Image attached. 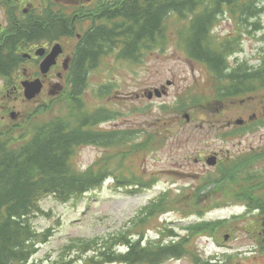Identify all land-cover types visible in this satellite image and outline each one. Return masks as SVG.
I'll list each match as a JSON object with an SVG mask.
<instances>
[{"label":"rangeland","instance_id":"rangeland-1","mask_svg":"<svg viewBox=\"0 0 264 264\" xmlns=\"http://www.w3.org/2000/svg\"><path fill=\"white\" fill-rule=\"evenodd\" d=\"M32 1L36 3V0ZM40 1H52L53 4L88 2ZM87 8L92 9L93 4L87 3ZM260 24V32L242 37V51L235 57L238 61L247 60L252 65L260 64V55L264 49V40L261 39L264 36V13L260 17ZM175 27L172 23L166 50L148 53L143 63L133 64L118 61L112 56L105 57L91 72L89 87L84 92L90 111L102 106L117 114L115 119L97 125V129L133 131V128H144L154 136L149 142L141 139L140 151L136 150L133 143V149L123 159V167L131 169L143 186L134 188L138 190L135 194H128L115 184L106 182L95 190L66 202L58 201L52 194L39 198L40 211L33 216L32 221L37 230L49 228L52 235L40 245L27 264H49L66 255L81 254L83 242L127 232L144 216L145 210L141 208L147 201L165 193L167 188L173 192L181 189L184 198L176 209H160L168 212L153 216L143 228L137 229L145 231L147 237L154 238L158 227H172L181 235L188 234L189 229L193 230L190 226L203 219L192 211L196 206L210 210V214L204 217L205 220L225 222L221 226L215 225L214 228L221 229L215 230L210 237L200 234L199 238L186 239L182 256L168 259L163 264H194L191 254L195 251L200 252V261L207 256L222 259L230 256L233 264H264L262 261L251 260L263 252L254 254L249 251L251 245L255 244V236H260V228L252 233L246 232L243 224H249L252 219L238 218L237 214L244 209L231 206L235 201L226 198L231 189L229 184L232 174H225L219 181L220 186H215L213 181L221 176V171L205 162L212 155H217L218 160L224 159L225 164L235 162L248 152H254L247 151L250 146L254 147L264 141L262 136L255 138L253 143H250L253 139L222 136L235 128V118L248 120L252 115L255 116L253 119L264 117V90L258 92L253 100H216L215 83L205 65L190 60L176 48ZM236 30V22L227 16H222L213 29L217 38L232 35ZM70 49L71 46L67 50ZM235 58L231 59L232 63L236 61ZM60 83L63 84L58 80V84ZM105 83L113 85L110 94L105 97L95 96L96 88ZM155 88L164 90L165 94L148 99L147 94L149 91L153 94ZM48 89L50 88L45 85L40 99L43 104L40 106H50L52 115H61L65 112V94H60V99L56 100H59L58 103H49L50 97L46 93ZM173 101L192 103L193 106L190 105L185 110H163L158 107ZM23 108L28 110L30 106L26 104ZM184 114H188L189 119L186 120ZM45 118L42 115L39 120L43 121ZM32 125L33 121L30 122V126ZM118 149L82 146L77 150L73 162L81 169ZM201 189L203 193H209L204 197L193 194L194 190ZM171 202L178 203L175 199ZM224 234H229L226 241L223 240ZM257 245L259 247V243Z\"/></svg>","mask_w":264,"mask_h":264},{"label":"trees","instance_id":"trees-1","mask_svg":"<svg viewBox=\"0 0 264 264\" xmlns=\"http://www.w3.org/2000/svg\"><path fill=\"white\" fill-rule=\"evenodd\" d=\"M263 1L123 0L109 11L108 25H96L89 30L74 60V93H68L72 105L65 113L37 126L27 142L15 146L0 140V264H27L38 245L48 241L50 230L38 231L32 221L40 211L39 198L52 194L59 200H70L102 183L108 169V166H101L102 159L86 170L74 166L79 146L94 143L122 147L130 138L128 131L93 130L94 123L109 120L113 115L101 113V110L89 114L83 109L81 93L88 81V70L115 48L120 50L117 58L133 64L142 63L147 52L165 49L169 29L174 23L178 49L205 64L217 83L224 82L218 88L220 96L241 95L246 91L244 75L248 73V64L238 62L232 66L229 59L240 50L241 35L259 29ZM222 15L233 19L237 30L232 35L217 38L213 29ZM179 22L184 25L179 26ZM70 31L67 22L58 19L27 24L19 31V36L10 37L6 54L5 49H0V67L12 61L15 42H19L20 36L30 39L49 33L54 36L70 34ZM251 78V83L256 80L252 75ZM123 179L128 184L118 178L119 185L133 187L130 183L133 179L129 176ZM153 211L151 209L149 215ZM151 217L145 214L141 224ZM137 229L132 227L123 234L88 240L81 244V254L66 255L49 264H160L183 254L185 238L168 244L159 240L143 243L141 239H134L135 233L143 234ZM117 245H123L125 252H118ZM79 256L82 259L76 262L74 258Z\"/></svg>","mask_w":264,"mask_h":264},{"label":"flooded vegetation","instance_id":"flooded-vegetation-1","mask_svg":"<svg viewBox=\"0 0 264 264\" xmlns=\"http://www.w3.org/2000/svg\"><path fill=\"white\" fill-rule=\"evenodd\" d=\"M17 13L20 12H16V14ZM13 28L14 27L9 23H1L0 49L8 50L9 35ZM15 43H16L15 54L16 53L20 54L22 60L20 61L19 57H17L12 59L9 65L3 64L0 67V111L5 110L6 106L8 105L24 104L25 100L23 98L24 94H23V87L21 85L22 81L33 80L38 77L37 68H34L32 65H26L24 62L25 59L24 46H20L17 41ZM28 59L30 61L31 58ZM67 62H68V55L66 57V60L64 61V65H66ZM29 63L31 64V62ZM50 85H51L50 93L51 94L55 93L56 85L55 84L53 85V83H50ZM36 100L37 99H33L32 101H36Z\"/></svg>","mask_w":264,"mask_h":264},{"label":"water","instance_id":"water-1","mask_svg":"<svg viewBox=\"0 0 264 264\" xmlns=\"http://www.w3.org/2000/svg\"><path fill=\"white\" fill-rule=\"evenodd\" d=\"M59 52V49L54 47L52 53L43 61V71H46L48 69V67L53 63L54 61V57L56 56V54ZM36 85H30V83L28 84V88H27V93L26 96L27 97H32L35 93H37L40 89V82L36 81L35 82ZM157 95H160L157 91H156ZM210 163H212V160H209ZM262 255H258V257H256L255 259H251L252 261H262L264 263V259L262 258Z\"/></svg>","mask_w":264,"mask_h":264}]
</instances>
